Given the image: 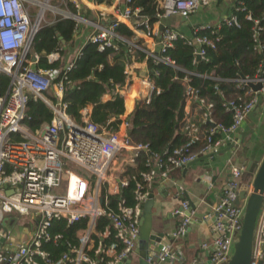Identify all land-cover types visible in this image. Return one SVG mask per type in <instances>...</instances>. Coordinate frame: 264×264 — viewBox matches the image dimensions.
Wrapping results in <instances>:
<instances>
[{"label":"built area","instance_id":"obj_1","mask_svg":"<svg viewBox=\"0 0 264 264\" xmlns=\"http://www.w3.org/2000/svg\"><path fill=\"white\" fill-rule=\"evenodd\" d=\"M49 1L0 0V264H125L136 255L138 222L151 183L156 178L164 181L170 170L183 168L198 156L219 150L224 141H231L259 99L264 100V77L257 68L253 78L235 79L236 88L242 91L221 103L223 111L229 113V122L224 124L213 117V104L199 96L198 89L184 75L181 122L187 139L160 157L151 153L147 144L131 140L127 131L129 116L124 118V110L116 130L92 122L91 109L88 113L80 109L76 120L70 118L62 101V75L73 66L79 49L62 64V69L35 68L38 57L30 49L32 34L41 24H51L55 18L45 21V13L54 12L72 20L79 36L85 31L82 43L94 44L97 51L116 49L119 43H125L129 56L122 70L123 83L112 84L107 95L111 99L119 94L123 99L136 83L135 104L138 100L148 103L160 91L149 76V72L155 76L157 71H149L148 62L181 70L169 56L163 55L175 41L191 46L195 57L206 59L205 48L214 49L217 40L211 35L221 25L238 28L236 13L243 12L244 19L251 22L253 49L263 51L264 44L259 40L262 26L259 19L246 11L242 0H219L229 1V14L214 26L191 25L188 32L161 25L162 20L187 19L218 0H154L152 16L140 14V8L130 5L131 0H111L108 5L92 0L86 6L95 12L93 17L78 10L77 0H56L58 5ZM31 7H37L32 21ZM118 24L131 31L129 39L116 32ZM135 49L144 53L142 59L134 57ZM58 58L57 52L46 55L49 63ZM141 65L145 69L137 75ZM101 68L99 65L97 70ZM257 82V90L247 85ZM47 92L52 98L46 96ZM29 94L39 98L51 113L48 122L34 130L22 122ZM189 105L193 112L186 110ZM193 114L198 116L197 122ZM203 123L208 124L206 130ZM15 136L20 140H15ZM140 151L150 156L152 169L142 173L143 184L135 182L129 204L120 196L128 182L123 170L135 165ZM228 166L229 177L220 197L199 221L204 229L198 245L200 252L188 264H224L230 257L231 246L241 229L245 202L241 199L234 203L243 167ZM74 167H80L85 176L77 174ZM207 183L210 185L208 179ZM243 188L248 194L251 184ZM110 195H119L113 209L108 207ZM173 213L180 221L170 234L172 239L184 236L189 224L198 222L188 199H182ZM100 218L107 223L100 225ZM20 219L22 223L18 222ZM73 225L76 228L69 239L63 232ZM263 248L264 192L254 224L249 264H264ZM173 257L181 259V254L173 253L165 243L151 248L146 262L162 264Z\"/></svg>","mask_w":264,"mask_h":264},{"label":"trees","instance_id":"obj_2","mask_svg":"<svg viewBox=\"0 0 264 264\" xmlns=\"http://www.w3.org/2000/svg\"><path fill=\"white\" fill-rule=\"evenodd\" d=\"M242 1L246 11L259 19L262 26L259 40L264 44V0ZM98 2L108 5L111 0H98ZM130 5L140 8V14L149 16H152L155 10L154 0H131ZM71 10L75 12V9ZM82 10L85 16L90 15V10L84 8ZM236 16L239 20L238 28L221 25L216 29V33L211 35L212 38L216 36L217 40L214 49L205 48L206 59L196 58L191 46L175 41L163 55L169 56L181 70H175L163 63L153 65L148 62L149 71L151 69L157 71V75L153 76L149 72V76L160 91L153 95L148 103L142 100L135 102L127 122L128 135L132 141L147 144L149 151L160 157L163 156V152H169L186 141L187 137L182 130L181 122L184 95L181 78L184 75L188 76L190 85L198 89L199 96L213 104V117L224 124L229 122V113L223 111L221 103L224 99L241 93L242 90L236 88L235 79L253 78L257 68L264 77L262 63L264 50L253 49L251 22L244 19L243 12H237ZM74 25L72 20L61 17H56L51 24H41L30 44L31 51L38 57L33 67L62 69L66 50L71 49L79 39ZM115 30L125 38L129 39L132 36L131 31L123 24H118ZM51 52H57L59 58L49 63L46 55ZM132 54L137 60L144 57V53L137 49L132 51ZM128 56L125 43H121L116 49L104 51H97L96 46L90 42L81 44L78 54L73 59V66L62 75L64 77L62 101L66 104V113L70 118L76 120L83 103L89 102L92 104L89 119L96 124L116 130L119 116L124 110L122 96L116 94L105 101L100 97L111 88L112 84L122 85L124 80L122 70ZM99 65L102 68L97 70ZM2 79L1 82L4 84V77ZM49 93L47 92L46 96L52 98ZM131 97L132 95L127 99L128 104ZM26 106L22 122L29 129H37L48 122L51 116L50 110L39 98L29 94ZM109 119L112 120L108 122ZM202 127L206 130L208 124L203 123ZM14 139L20 140L18 136ZM150 169H152L150 156L143 151L138 153L134 166L124 167L123 176L127 177L128 182L122 188L120 196L124 197L127 203H132L135 182L143 184L142 173ZM118 198L119 195L107 196L110 209L114 208ZM106 223L104 218H100V225ZM75 228L76 225H73L63 232L64 235L69 239L72 238Z\"/></svg>","mask_w":264,"mask_h":264},{"label":"crops","instance_id":"obj_3","mask_svg":"<svg viewBox=\"0 0 264 264\" xmlns=\"http://www.w3.org/2000/svg\"><path fill=\"white\" fill-rule=\"evenodd\" d=\"M91 1L92 0H77L79 7L78 10L82 11V13L84 11L82 8L90 10L86 4L90 3ZM228 2L219 0L213 2L211 5L206 7L205 11L201 12V9L195 14L189 16L187 19H181L178 17L165 18L162 20L161 25H177V28L175 29L182 32H188L189 28H187V25L191 26L195 24H208L214 26L217 22L211 23L209 20H213L218 14L226 15V11L230 12V4ZM94 15L95 12L90 10L89 17H93ZM197 16H200V18L198 19ZM204 17L208 18L205 20H200L204 19ZM81 36H85V31H82ZM81 36H78V38H81V41L78 42V45L74 44L71 49L66 50L67 55L69 53L71 57L75 55L82 44ZM139 67L140 68L136 70L137 75H140L145 69L144 65ZM136 89L137 84L134 83L132 91L128 90L123 95L124 118L129 116L133 109V95L136 93ZM107 90L102 93L100 97L102 101L109 99ZM130 95H132V97L130 98V104H128L127 99ZM91 107V103L85 102L81 106V109L88 113ZM186 110L193 112L190 105L187 106ZM192 116H196V114H193ZM120 129H122V126ZM245 131H248L249 133L242 139V144H240L238 148H246L245 157H249V163H255V166H253L251 171L243 170L239 181V189L251 184L257 166L264 155L263 99H259L253 110L249 112L238 130L233 135ZM229 142L230 141H224L220 149H224ZM240 161L241 160H239L238 156H235L230 150H227L223 153L203 159L197 163H193L188 167L174 168L170 170L164 181L156 178L151 183L149 187V193L153 194L156 202L165 203V207L157 212L156 215H154L152 222V228L157 232H162L163 237L160 239L159 243L151 245V248L156 249L160 245L166 243L170 245V250L173 253L176 251L181 254V259L173 257L162 264H188L190 258L199 254V241L204 236L203 224L199 223V221H201L202 218L208 213L209 205L220 197L223 184L229 177L228 165H238ZM207 179L209 180L210 185H208ZM173 185H175V187H173ZM182 192L185 193L186 196L183 199H188L192 207L195 208L198 222L193 221L190 223L184 236L172 239L170 237L172 232L171 230H174L180 221V217L174 214L173 210L179 207V204L182 200L176 201L175 199H172V197L180 196ZM141 247L142 243L138 241L136 253ZM136 255L134 256L135 258L132 257L130 264H138Z\"/></svg>","mask_w":264,"mask_h":264},{"label":"water","instance_id":"obj_4","mask_svg":"<svg viewBox=\"0 0 264 264\" xmlns=\"http://www.w3.org/2000/svg\"><path fill=\"white\" fill-rule=\"evenodd\" d=\"M81 25L79 26V28ZM79 28L77 30H79ZM161 28V26H160ZM32 34L31 38L33 37ZM120 45V43H119ZM197 58V56H196ZM248 87L252 90H257L260 86L259 82L257 83H247ZM210 126L212 124L209 123ZM248 131L240 132L232 136V141H230L224 149H219L215 152L206 153L204 155L198 156L184 167H188L193 163H197L211 157L216 154L223 153L224 151L230 150L232 154L239 157L241 160L237 166L243 167L244 171H251L255 163H249V157H245L246 148H238L242 144V139L248 135ZM175 187V185H173ZM264 192V155L257 166V169L254 173L253 179L251 181V190L248 194L245 193V189L241 188L238 190V195L234 203H237L238 200L244 199V210L241 221V229L239 234L236 236L232 253L229 259L224 264H249L250 254H251V245L253 237V229L256 220V216L261 204L262 193ZM185 193L182 192L180 196H173L172 199L180 201L185 198ZM165 207V203L156 202L152 193H148L147 200L142 205V214L138 222V232H139V241L142 243V247L136 253L137 263L138 264H147L146 257L148 251L151 249V245L159 243L160 239L163 237L162 232H157L152 228V222L154 215L157 212L162 210ZM190 207H192L190 203ZM179 207H177L178 209ZM173 231V230H171ZM0 238V242H1ZM264 250V248H263ZM130 260L127 259L125 264H129Z\"/></svg>","mask_w":264,"mask_h":264},{"label":"rangeland","instance_id":"obj_5","mask_svg":"<svg viewBox=\"0 0 264 264\" xmlns=\"http://www.w3.org/2000/svg\"><path fill=\"white\" fill-rule=\"evenodd\" d=\"M51 1V2H50ZM49 1V3L51 4V5H58V2H56L55 3V0H50ZM60 6V8H62V6L61 5H59ZM206 10V7H204V8H202V10H201V12H203V11H205ZM36 11H37V7H31L30 8V13L32 14V17H31V21L33 20V16H34V14H36ZM84 12V11H83ZM200 13V12H199ZM226 14H229V11H226ZM191 16V15H190ZM222 16H223V14H218L213 20L212 19H210L209 21L211 22V23H215V22H217V23H219L220 21H221V19H222ZM56 17H61V15L60 14H57V13H54V12H52V13H50V12H47V13H45V21H50L52 18H56ZM197 18L199 19L200 18V16H197ZM208 17H204V19H200V20H205V19H207ZM212 20V21H211ZM172 27L173 28H177V25H172ZM190 26L189 25H187V28H189ZM81 41V38H79V39H77V41H75V45H78V42H80ZM70 54V53H69ZM65 55L64 56V61H66V60H68L71 56L70 55ZM70 56V57H69ZM193 120L194 121H198V116L196 115V116H193ZM74 170H75V172L77 173V174H79V175H82V176H85V173H84V171L80 168V167H74ZM18 222H20V223H22L23 222V220L22 219H20ZM12 232H14V229H12ZM233 246V245H232ZM232 246H231V250H230V255H231V253H232Z\"/></svg>","mask_w":264,"mask_h":264}]
</instances>
